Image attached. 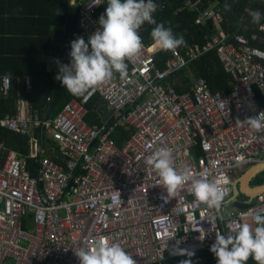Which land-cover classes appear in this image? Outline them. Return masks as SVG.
Instances as JSON below:
<instances>
[{"label": "built area", "instance_id": "1", "mask_svg": "<svg viewBox=\"0 0 264 264\" xmlns=\"http://www.w3.org/2000/svg\"><path fill=\"white\" fill-rule=\"evenodd\" d=\"M67 1L79 30L70 34L67 52L48 58L54 72L71 64L70 42L81 37L87 43L100 28L102 0ZM200 4L183 0L180 8L196 11L195 24L210 22L217 31L183 51H167L162 69L153 59L160 50L143 43L140 57L126 61L127 79L114 73L86 100L71 98L53 117L38 116L22 97L14 113L0 115L1 126L28 136L26 158L36 165L32 176L26 158L0 142V264H80L75 251L99 236L119 243L137 264H161L185 256L174 249L193 254L210 249L216 232L227 233L230 221L250 223L251 213L264 210V193L244 201V208L231 206L236 172L264 160V130L253 131L245 120L264 111V50L251 45L256 34L222 29L220 7ZM258 30L264 32V15ZM213 51L231 77L230 92L211 91L202 77L182 93L167 83L170 75ZM10 88L11 79L3 77L0 91L7 94ZM24 88H32L30 79ZM95 94L102 100L97 105L102 119L89 124L86 104ZM119 127L130 131L121 146L115 139ZM162 147L173 150L177 170L188 168L194 179L207 176L224 188L223 210L230 213L224 221L196 200L191 182L165 202L166 189L145 163Z\"/></svg>", "mask_w": 264, "mask_h": 264}, {"label": "trees", "instance_id": "2", "mask_svg": "<svg viewBox=\"0 0 264 264\" xmlns=\"http://www.w3.org/2000/svg\"><path fill=\"white\" fill-rule=\"evenodd\" d=\"M183 0H154L159 7L153 13L157 23L163 22L171 26L174 33L183 35L186 45L179 49L183 51L188 44L201 43L206 34H212L217 28L212 23L197 25L194 23L196 11H190L182 6ZM230 5V10L225 5ZM209 5L220 7L223 14L222 29L237 31L250 37L252 46L264 50V32L258 30L259 24L251 22L250 14L245 7L259 10L264 15V2L254 0H201L200 8ZM107 7V0H102L97 9V15H103ZM155 25L145 23L139 30V35L146 45L153 44L151 30ZM79 30L77 15L73 13L67 0H0V84L3 77L11 79V88L7 94L0 91V115L14 113L16 99L25 98L31 110L40 117H53L71 98H80L70 94L59 80L58 72L48 69V58L53 53L60 55L69 50V37ZM158 49L155 44L152 50ZM168 56L167 51L160 50L153 55L154 64L162 69V62ZM202 77L213 92H230L231 77L222 69L216 53L209 52L193 61L178 72L170 75L167 83L176 92L186 91L193 80ZM30 79L32 88L26 91L24 81ZM259 97V92L256 91ZM49 97V100L47 99ZM264 101L260 102V104ZM102 100L95 94L86 104L88 114L87 123H101L99 115ZM130 131L119 127V134L115 137L117 146H121L128 139ZM46 139V137H45ZM28 136L17 133L8 127L0 125V142H4L8 149L26 158L29 151ZM46 144L53 145L48 139ZM48 147V146H47ZM197 150V154L200 155ZM55 160V157H52ZM59 162V161H58ZM60 163V162H59ZM26 167L33 176L36 165L26 158ZM255 184H264V172H261ZM252 223V222H250ZM189 259L191 264H216L217 258L209 250L194 253L191 257L165 258L161 264H179ZM157 264V263H153ZM247 264H256L249 258Z\"/></svg>", "mask_w": 264, "mask_h": 264}, {"label": "clouds", "instance_id": "3", "mask_svg": "<svg viewBox=\"0 0 264 264\" xmlns=\"http://www.w3.org/2000/svg\"><path fill=\"white\" fill-rule=\"evenodd\" d=\"M158 7L154 0H107L105 12L99 18L100 28L89 36L87 43L81 37L70 42L71 64H61L56 79L70 94L85 100L91 90L111 81L114 73L127 79L126 61L138 59L144 48L139 30L145 23L155 25L150 35L159 50L175 51L185 46L183 35H177L171 26L157 23L154 19L153 13ZM225 9L230 10V5L226 4ZM250 16L253 24H259L262 19L259 10L251 11ZM221 108L225 110L226 105L222 103ZM245 120L253 131L264 130V111ZM145 163L157 172L159 185L166 189L165 202L191 182V194L214 209L218 220L224 221L226 215H230L223 210L226 203L224 188L207 176L194 179L193 172L188 168L177 170L171 148H158ZM251 216L252 223L232 220L228 223L227 233L216 232L215 241L209 249L217 258L216 264H247L249 258L256 264H264V210L254 211ZM167 219V216L162 218ZM199 239L203 240L204 235H200ZM174 251L178 255H193L184 249ZM75 254L80 264H137L124 247L104 236L93 239L91 244L86 243ZM179 264H191V261L185 259Z\"/></svg>", "mask_w": 264, "mask_h": 264}, {"label": "water", "instance_id": "4", "mask_svg": "<svg viewBox=\"0 0 264 264\" xmlns=\"http://www.w3.org/2000/svg\"><path fill=\"white\" fill-rule=\"evenodd\" d=\"M262 171H264V160L249 167L240 177H238L235 180V182L232 185V195H231V200H233L231 203L232 207H236V208L246 207V205H242L236 200L240 192L246 193V195L251 197L264 193V184L253 189L250 188L248 189L246 187V183L256 174H259Z\"/></svg>", "mask_w": 264, "mask_h": 264}, {"label": "crops", "instance_id": "5", "mask_svg": "<svg viewBox=\"0 0 264 264\" xmlns=\"http://www.w3.org/2000/svg\"><path fill=\"white\" fill-rule=\"evenodd\" d=\"M254 1H260V0H254ZM261 2H264V1H261ZM71 9V11L73 12V13H75V10L73 9V8H70ZM244 11L246 12V13H248L249 11L251 12V11H254L253 9H249L248 7H245L244 8ZM63 55V54H62ZM0 86H1V84H0ZM29 152V151H28ZM20 156V155H19ZM21 157V156H20ZM252 165H255V164H252ZM252 165H250V166H248V167H246V168H244L243 170H239V171H237L236 172V174H235V176H234V182H235V180L238 178V177H240L249 167H251ZM262 172H264V171H262ZM261 173V172H260ZM259 173V174H260ZM259 174H256L253 178H251L247 183H246V187L249 189H253V188H256V187H258V186H260V185H258V184H255V180L257 179V177H258V175ZM233 182V183H234ZM262 185V184H261ZM231 195H232V191H231ZM259 195V194H258ZM258 195H255V196H253V197H251V196H248V195H246V193H242V192H240L239 194H238V196H237V198H236V200L239 202V203H243L244 201H246V200H254V198L256 197V196H258ZM243 205V204H242Z\"/></svg>", "mask_w": 264, "mask_h": 264}]
</instances>
